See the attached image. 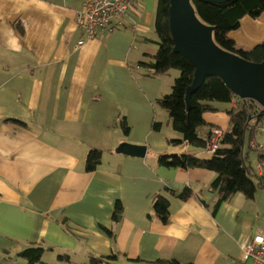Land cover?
Returning a JSON list of instances; mask_svg holds the SVG:
<instances>
[{
    "label": "crops",
    "instance_id": "1",
    "mask_svg": "<svg viewBox=\"0 0 264 264\" xmlns=\"http://www.w3.org/2000/svg\"><path fill=\"white\" fill-rule=\"evenodd\" d=\"M88 1L0 0V264H26L19 253L33 244L50 264H83L90 254L116 255L121 264H242V245L264 231V188L253 200L236 194L213 213L214 172L158 163L167 154L210 157L169 142L180 136L157 106L172 90L169 74H138L157 51L158 0L135 1L137 32H100L79 46L77 17ZM228 37L238 48L264 43V12L243 17ZM236 104L214 103L220 110L205 114L203 135L212 126L228 130L226 110ZM255 136L264 149V131ZM127 144L146 147L145 156L124 153ZM91 149L102 161L86 171ZM263 156L249 152L257 172ZM187 188V199L175 195ZM157 195L169 201L167 223L155 214Z\"/></svg>",
    "mask_w": 264,
    "mask_h": 264
},
{
    "label": "trees",
    "instance_id": "2",
    "mask_svg": "<svg viewBox=\"0 0 264 264\" xmlns=\"http://www.w3.org/2000/svg\"><path fill=\"white\" fill-rule=\"evenodd\" d=\"M199 19L206 25L213 26L214 41L224 50L235 53L242 58L256 63L264 62V43L253 48H238L236 42L229 39L228 34L240 27L241 20L245 16L258 17L264 12V0H230L223 4L193 2ZM170 0H158L156 6L155 32L158 37V50L149 60L141 62L138 69L146 72L138 73L146 77L167 75L172 69L179 70L180 74L175 79L169 94L158 98L157 106L164 109L170 124L180 139H169L172 145L184 143L206 151L207 142L202 129L209 124L205 114L217 112L214 103L229 104L237 100L235 107L226 110L229 116V128L224 131L221 146L209 158L196 154H167L160 155L158 163L166 168L181 170L204 169L215 173L210 184L213 193L216 194L213 213L219 206L236 194H244L253 200L256 192L264 188V173L260 174L249 161L251 142L256 138L255 131L259 125L264 124V110L254 101L240 99L218 77H209L203 85L191 95L190 105L186 102L187 88L194 79L195 67L184 56L174 52L169 23ZM138 69H135L139 71ZM251 119V120H250ZM122 127L128 134L129 127L126 120H122ZM162 122L155 120L152 125L154 131L162 130ZM259 152L264 150L256 149ZM103 152L91 149L86 162V171H95L102 161ZM264 161V156L260 161ZM174 194V191H172ZM192 194L190 189L176 193L177 197L187 199ZM169 201L157 195L153 200L155 214L163 223L169 220ZM122 210V204L118 201L114 214ZM44 249L39 245H30L19 253L25 259L26 264H50L42 260ZM66 257L61 256V259ZM134 264H180L177 260H158L147 262L136 259ZM83 264H121L116 255L100 256L90 254Z\"/></svg>",
    "mask_w": 264,
    "mask_h": 264
},
{
    "label": "water",
    "instance_id": "3",
    "mask_svg": "<svg viewBox=\"0 0 264 264\" xmlns=\"http://www.w3.org/2000/svg\"><path fill=\"white\" fill-rule=\"evenodd\" d=\"M194 1L223 4L230 0H170L169 23L174 52L195 67L194 79L186 91L187 105H190L191 95L207 78L218 77L240 99L252 100L264 110V62H251L219 47L214 41L215 28L199 19ZM122 151L144 157L146 147L127 144Z\"/></svg>",
    "mask_w": 264,
    "mask_h": 264
},
{
    "label": "built area",
    "instance_id": "4",
    "mask_svg": "<svg viewBox=\"0 0 264 264\" xmlns=\"http://www.w3.org/2000/svg\"><path fill=\"white\" fill-rule=\"evenodd\" d=\"M136 0H89L85 8L78 14L77 25L85 33V38L78 45L95 39L100 32L126 30L129 27L133 32L139 30L138 22L131 17ZM261 108V107H260ZM262 109V108H261ZM264 131V124L256 129L257 133ZM223 138V131L211 129L208 136L206 151L214 153L219 149ZM254 145V144H253ZM264 150L263 147H258ZM258 172L264 173V161L261 162ZM240 259L242 264H264V231L256 232L241 247Z\"/></svg>",
    "mask_w": 264,
    "mask_h": 264
},
{
    "label": "rangeland",
    "instance_id": "5",
    "mask_svg": "<svg viewBox=\"0 0 264 264\" xmlns=\"http://www.w3.org/2000/svg\"><path fill=\"white\" fill-rule=\"evenodd\" d=\"M155 18H156V14H155ZM154 24H155V21H154ZM151 35H152L151 37L154 38V42L157 43V41H158V37H157V35H156V32L153 31V32L151 33ZM154 46L157 47V50H158V44H157V45H154ZM179 74H180L179 70L172 69V70L169 72V79L172 80V82L174 83L175 79L178 78ZM160 109H161V111H165V110L162 109V108H159V110H160ZM209 113H213V112H209ZM169 129H170V131H174L173 128H172V126H171V124H170ZM174 132H175V131H174ZM175 135H176V136H179V134H178L177 132H175ZM251 203H255V205H257L258 208L262 206L261 201H260L258 198H257L256 202H251ZM260 216H261V215H260Z\"/></svg>",
    "mask_w": 264,
    "mask_h": 264
},
{
    "label": "bare ground",
    "instance_id": "6",
    "mask_svg": "<svg viewBox=\"0 0 264 264\" xmlns=\"http://www.w3.org/2000/svg\"><path fill=\"white\" fill-rule=\"evenodd\" d=\"M214 128H216V129H220L221 131H223V135H224V130H223L222 128L212 126V127L209 128V130L207 131V133H206L205 135H203L204 138H205V140H206V142H207V140H208V136H209V134H210V130H211V129H214ZM253 144H254V145H253ZM220 146H221V145H220ZM250 146H251V149H253V150L259 149L258 147H262V145H259L256 141H252L251 144H250ZM217 150H218V149H217ZM217 150H216V151H217ZM204 152L207 153L208 155L213 154V153H208L207 151H204Z\"/></svg>",
    "mask_w": 264,
    "mask_h": 264
}]
</instances>
